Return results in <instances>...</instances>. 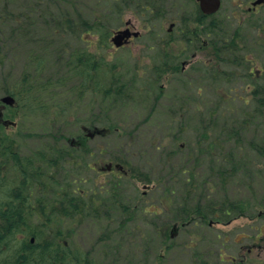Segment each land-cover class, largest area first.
Instances as JSON below:
<instances>
[{"label": "trees", "instance_id": "trees-1", "mask_svg": "<svg viewBox=\"0 0 264 264\" xmlns=\"http://www.w3.org/2000/svg\"><path fill=\"white\" fill-rule=\"evenodd\" d=\"M32 1L24 9L15 10L13 6L17 0H0V89L4 96L13 97L15 104L28 116L40 118L37 130L27 131L23 136L37 138L40 141L35 145L42 148L33 150L28 147L26 153L39 156L40 163L47 165L48 169H56L58 179L54 181L50 177L54 190L47 197L45 192L50 185L45 182L44 167L35 164L33 156L21 161V148L8 139L4 126H0V194L7 186L5 176L12 165L16 166L13 170H18L20 177L14 185L17 187L13 190L14 195L0 197L10 201L8 206L0 205V264H133L137 251L143 256L142 264H157L158 259L164 263L166 254L159 251L157 243L168 242L171 234H175L170 227L178 224L173 218L172 224L164 223L162 219L158 222L157 211H150L144 205L143 193L138 192L137 183H154V190L162 189L173 194L171 213L187 219L188 223L182 224L186 227L191 222L200 228L204 225L210 227V222L228 224L234 219L251 217L250 211L264 214V195L262 202L252 204L231 199L228 192L234 182L241 183V178L246 179L253 189L256 184L264 185V4L256 9L250 6L243 12L245 17L241 20L232 15L231 22L222 8L212 16L202 14L196 0H191V5L190 0H174L165 7L167 10H164L167 0H101V9L99 0L95 3L90 0L83 9L79 6L80 0ZM253 1L238 4L232 0V4L242 8ZM194 6L195 9L191 10ZM89 9L91 16H86ZM128 10L137 13L145 28L156 35L152 36L154 43L147 47V51L154 49L159 54L149 52L151 57H144L148 63L141 68L142 73L139 61L132 67L118 65L111 63L102 52V48H108L111 26L122 23ZM171 22L180 30V40L186 43V49L192 47L191 41L197 40L198 46L193 49L205 50L208 61H197L185 71L181 70V60L167 52L169 47L164 44L167 40L163 38L167 34L164 26ZM250 29L255 33L252 38ZM8 38L17 43L9 47ZM69 38L86 42V46L72 48L67 45ZM95 41L98 43L93 50L91 44ZM5 47L9 50L4 55ZM257 59L260 68L254 72L252 67L256 66ZM18 62L23 68L20 77L15 78L12 71L8 74L1 72L4 67L12 68ZM227 66L234 69H225ZM238 69L242 71L240 74ZM169 75L168 84L164 85L163 79ZM231 82H242L250 89L249 95L239 98L233 88L218 89V85ZM209 86L214 88V106H207L205 101ZM87 96H102L110 106H140L141 111H145L143 122H147L152 114L162 113L173 128L163 142L157 143L154 136L148 137L149 133L141 128L127 132L120 122L107 120L106 113L111 107L98 113H91L88 108L87 119L85 114V119L78 121L74 114L86 104ZM236 100H241L246 108L236 109L224 119L221 107L226 103L231 108ZM187 114L191 122L186 121ZM221 118L223 120L217 124ZM72 121L79 130L78 134L67 130ZM216 128L220 135H224L222 141L207 145L209 135H213L212 129ZM98 130L102 131L99 136L108 131L119 136L125 132L121 145L126 146L127 153L147 158L143 159V164L146 161L149 168L132 165L120 154L108 155L110 162L100 169L107 173L113 171L106 169L113 162L121 165L123 170L120 172L126 174L125 179L138 181L131 182L137 198L126 196L129 185L123 182L122 173L117 172L109 181L96 185V178L92 181L87 178V175H93L92 172L98 174V158L95 156L107 154V149L88 146L93 139L87 134ZM187 130H194L198 141L190 140L188 135L191 132ZM72 138L77 139L75 146L69 144ZM57 141H64L67 147L57 148ZM132 141L135 143L133 149L141 148V152L128 150ZM143 147L160 155V170L154 178L150 177L154 169ZM180 155L182 157L176 160L175 156ZM204 155H208L205 173L200 170L204 163H199ZM252 156L259 157L261 163L259 160L255 163ZM61 169L65 173H61ZM35 179H40L38 191L31 188ZM81 183L86 186L79 187ZM178 189L182 192L181 198L176 194ZM34 194V202L42 203L39 218L46 216L48 221L40 224V230L31 232L25 230L29 224L20 223L29 215L30 207L25 211L17 202L24 204ZM151 214L155 217H150ZM138 225L152 230V233H139ZM84 226H92L99 232L95 244L90 247L78 242L85 233ZM133 230L138 231L135 233L140 244L134 238ZM19 234L35 236L37 241L34 245L23 242L17 238ZM10 242L16 248L14 260L8 255ZM168 245L163 250L176 246L175 241ZM178 247L184 252H192L186 264H209V261L227 264L221 251L210 257L212 252L198 245L195 235ZM202 249L206 253H202ZM235 262L234 259L231 264ZM250 262L253 261L240 260L242 264ZM254 264L263 263L255 261Z\"/></svg>", "mask_w": 264, "mask_h": 264}, {"label": "rangeland", "instance_id": "rangeland-1", "mask_svg": "<svg viewBox=\"0 0 264 264\" xmlns=\"http://www.w3.org/2000/svg\"><path fill=\"white\" fill-rule=\"evenodd\" d=\"M32 0H17V2L15 3V5L13 6V8L15 10H21L24 9L25 6L27 5L28 2H31ZM90 0H80V5L81 8L83 9L85 6L88 5ZM96 0H94V2L91 3H95ZM100 1V7L99 9L102 8V2ZM168 4L166 6H164V10H167L165 7H168L170 5L171 2H173L174 0H167ZM197 1V0H196ZM34 2V1H32ZM245 2V0H236V3L238 4H243ZM198 3V2H197ZM232 0H222V12L226 13L229 16V19L231 20V22L233 21V19L231 18L232 15H235L234 19L236 20H241L243 17H245V14L243 15V12L245 10H247L250 6V4H246L243 5V7H235L233 6L234 4H232ZM235 3V2H234ZM189 4L191 5V0L189 1ZM95 5V4H93ZM105 6V5H104ZM198 8H199V4H198ZM195 6L191 8V10H194ZM169 10V9H168ZM261 10V9H260ZM91 9L86 11V16H91L90 15ZM172 15V14H170ZM140 19H142L137 13L135 14L133 11L128 10L127 13H125L122 23L120 24H113V28L111 26L112 29V34L111 36L108 37L107 39V44L106 46L108 47H104L107 49H103L102 48V52L106 53V58L109 59V61L111 63L115 62L118 65L120 64H125L127 67H132L136 61H139V67L140 69L146 64L148 63V60H145L144 57H151V55L149 54V52L147 51V47L152 45L154 43V39L152 38V36H156L154 33L150 32L149 30H147L144 26V24L140 21ZM128 21H132V24L135 27V30L139 31L141 33V37L139 39H132L131 42L123 47L122 49H117L111 39L114 35L115 32H117L118 30H123L126 27V23ZM171 23H167L165 24L164 28L167 33H168V29L170 27ZM42 28V26L40 27ZM255 35L254 32H251L250 29V37L252 38V36ZM159 37V36H158ZM164 39H168L169 35L166 34L163 36ZM181 36H180V30L175 27L171 36H170V46H168L169 48L166 49V47H164L167 52L174 50L176 53H180L181 48L184 46V43L180 42ZM9 40V41H8ZM8 42L7 44L9 45V47L13 46V43H17V42H12L10 38H8ZM23 41H20L19 43H21ZM98 42H93V44H91L92 49L94 50V46L97 44ZM165 44V43H164ZM67 45H70L72 48H83L84 46H86V42H80V41H76L72 38H69L67 40ZM90 45V44H88ZM167 46V45H166ZM9 47H5V49H3V54H7V51L9 50ZM90 47V48H91ZM101 52V50H100ZM150 53L153 54H159V52L157 50H151ZM183 53H185L184 55V60H181L182 62H185L186 64H188V66H190L191 64L197 62V61H208L207 60V54L206 51L203 49H198L195 50L192 47L188 48L187 51H183ZM196 53V56H195ZM257 64H255L256 66L252 67L254 69V72H258L259 68H260V63L259 60L257 59ZM187 66V67H188ZM225 69L228 70H233V67L227 66L225 67ZM23 68H22V64L20 62L15 63L14 67H9L6 66L3 68V70L1 72H3V74H8L10 71H12V73L14 74L15 78L20 77V73L22 72ZM142 73V69L140 70ZM132 72V71H129ZM242 71L238 69V74H240ZM14 79V78H13ZM170 79V75L166 76L163 79V83L164 85L168 84V81ZM233 88V92H236V95L240 98H244L247 97L250 93V89L247 86H244L242 84V82H239L238 84H234V83H229L228 85H218V89L220 90H229ZM213 91L214 88L213 87H208L206 92H207V96L205 98V101L207 102V106L211 105L214 106V99H213ZM227 92V91H226ZM234 94V93H233ZM4 91L2 89H0V110L3 112V120H8L13 122V125H10L8 127L4 126V132L7 134L8 139L10 141H12L17 147L21 148V154H20V158L21 161L25 162L26 161V157L29 158L30 156H33V161L35 162V164H39L43 167H46V165H43L42 163H40V157L39 156H34V154H28L26 153V149L25 148H31L33 150L35 149H41L42 146L39 145H35L36 142L39 143L40 140L37 141V138H27L24 137L23 134H25L27 131L29 132L30 130H37L38 126L41 123V120L38 116H28V114H26L19 106H17L16 104H14L13 106H7L4 105V103L2 102V98H4ZM96 98L93 97H86V104H83V106L78 109L76 111V113L74 114V118L77 119L78 121L81 120L82 118H84V115L86 114V119L88 117V108L91 109V113H98L99 111L102 110H108L106 108H110V112L106 113L107 117L106 119L109 121H113V122H120L121 123V127L126 128L127 132L135 129L136 127L141 128V130L143 132H147L148 137L154 136L153 139L157 142H163L165 135L170 133L173 125L169 122V119H167L162 113L159 114H152V117H150L148 119L147 122H143V114L145 111H141V108L139 107H134V105L132 104H123L120 105L119 107L117 106H110V102L105 101L103 99L102 96H95ZM135 104V103H133ZM50 105V104H49ZM229 104L224 103V106L221 107V111H223L224 115L223 118L226 119V117L230 116V114H233L234 110H242L243 108H246V106H244L243 102L241 100H236L235 102L232 103V106L230 105L231 108L228 107ZM86 111V112H85ZM149 113V111H148ZM81 118V119H80ZM190 115L187 114L186 117V121H190L189 120ZM85 119V118H84ZM74 120V119H73ZM221 119H218V122H216L217 124H219L221 122ZM86 121V120H85ZM194 121V120H193ZM72 124L68 126V131L71 132L73 131L75 134L79 133V130H77V128H75L73 126L74 121L71 122ZM213 130V135H209L210 139L207 140V145L210 143H219V141H222L221 137H224V135H220L218 129H212ZM188 133L189 131L191 132L188 135V138L190 140H192L193 142L198 141V137L194 134V130H187ZM112 131H108L107 134L103 135V136H99L102 133H100V131H94L92 132L93 135H95L96 137L93 139V142L88 144L89 147L93 148L98 147V148H104L107 149V154L104 155H96L95 157L98 158V162L96 165V168L98 170V174L96 172H92L93 175H87V178L90 179L91 181L96 178V180L98 181L96 184H100V183H105L107 181H109L111 178H113V174L119 172L124 174L123 172H120L119 170L113 169L112 172H107L106 171H101L100 169L104 166H106L110 160L107 159V156H113L115 154H120V157L126 159L128 158L130 163L132 165H142L145 166L147 168H149L148 166H146L145 164L147 163L146 161H144L143 164V157L139 158L137 156H132L130 154H128L126 151V146L125 145H121L122 142V136L124 135H116L113 134L112 135ZM128 136V135H127ZM41 139V138H40ZM70 140H75V143L77 142L76 138H72ZM52 141L49 143L51 144ZM134 142H130L128 145V150L132 151V152H141V148L139 149H133L134 146ZM57 148L62 147H67L65 146V142H56ZM119 145V149H117V146ZM15 146V147H16ZM211 146V145H210ZM125 147V148H124ZM193 147H196V144L193 143ZM56 148V147H55ZM116 148V149H115ZM145 151V154L148 155L149 159L151 160V164L153 166L154 171L150 172V177L154 178L158 175V172L160 170V166H159V154H154L153 152H151L149 150V148L147 147H143L142 148ZM144 157H146L144 155ZM182 157V155L180 156H175L176 160L180 159ZM207 157L208 155H204L203 158L200 159L199 163H204L202 164L200 170L204 171V173L208 170L207 167L204 168L205 165H208L207 162ZM139 158V159H137ZM252 159L254 158L255 163L259 162L261 163V160L259 157H251ZM144 160H147V158H145ZM249 162V159L247 160ZM253 161V162H254ZM176 162V161H175ZM253 162L251 163V165L253 166ZM258 162V163H259ZM113 166L116 165V162L112 163ZM118 164V163H117ZM260 169H262L261 164H259ZM16 169L15 165L11 166V169L6 173L5 176V181L7 186H5L1 191L0 197H5V196H9V195H14V185L16 186L17 182L19 181V176L17 173L18 170H13ZM18 169H22V167H18ZM142 169H146V168H142ZM52 170H50L49 172H47V175L45 177V182L46 184L50 185L49 189L52 190L54 188L53 186V181H50V177H52ZM127 171V168H125V172ZM100 172V174H99ZM58 173V172H57ZM61 173H65L62 169H61ZM111 173V174H109ZM126 174L122 175V180H124L123 182L125 183V185H129L128 187H126V196L128 198H137V192L134 188V186L131 184V182H138L136 181V179H129L127 177V179L124 178ZM55 181V178L58 179L57 175H53L52 177ZM84 178H86V170L84 173ZM240 181L234 182L228 189L229 192V196L231 199L234 200H244L246 202H250L252 204L255 203H260L262 202V197L264 195V185L262 184H256L255 189L251 188L248 184V182L246 181V179H240ZM165 182V181H164ZM91 185L93 184L92 182H89ZM85 185L86 183L83 184H78L79 187ZM137 189L138 192L141 194V192L143 193V199L145 200L144 205L148 206V210L150 211H157V216H158V222L161 221L160 219H162L164 221V223H171V219L173 218V221L176 222L175 224H178V226H172L170 227V229L172 228L173 231H175V234H171V237L169 239L168 242H164L162 243L161 241L157 243V245L159 246V251L163 252V254H166L165 257V262L162 263L163 261L158 259L157 260V264H186L187 263V257L192 254V252H189V250H186L184 252V250H182V247H178L181 246L185 243H187L188 241L191 240V238L194 237V235L196 236V241H198V245H201L202 247H207L206 251H210L212 252L210 254V257H213V255H216V252L219 253L220 251L223 254V258L224 260L227 262V264H231L233 263V260L235 259V263H240L241 259H245L248 261H253L250 262L249 264H254L255 261H257L258 263H263L264 264V214L262 215H258L255 214V212L250 211V215L251 217L248 218H238V219H234L233 221L229 222L228 224H222L221 222H217L216 224H214L213 226L210 227H206L207 225L198 227L196 226L195 222H191L187 225V227L185 226L188 221L187 219H185L184 217H182L180 215V217L178 218L176 216V214L173 213H168L167 212V207H168V203L170 201V199H172L171 197L173 196V194L166 192L162 189L154 190L156 189V184L152 183L149 185H144V184H140L137 183ZM167 185V184H166ZM147 186H150L149 188ZM31 188L36 191L39 190V188H41L40 186V179H35V182L33 183V185L31 186ZM164 188V187H163ZM169 188H167L166 190H168ZM182 189V188H180ZM45 194H47V197L50 196V192H45ZM177 195H179V198H181L182 196V192L178 189L177 190ZM35 194L33 198H30L28 201H35ZM0 204L3 203L4 201L8 202L6 200V198H0ZM34 203V202H33ZM256 204V205H258ZM33 208H30V213L29 215L26 216V213L24 214L25 220H23L20 223L23 224H29L30 226L25 227V230H30L32 231H38L41 229L40 224L42 222H46L48 221V218L45 216L44 218H39L40 213V208L39 206H36V204L33 205ZM19 208H25V205H21L19 206ZM26 211V210H25ZM260 213V211H258ZM264 212V211H263ZM150 217H155V215L151 214ZM186 223V224H185ZM181 226H180V225ZM182 224H185L184 226ZM139 226V233H143L145 231H149L150 233H152V230H147L146 228H144L141 225ZM83 231L85 232L84 235L81 237V241H78L80 244L84 245V246H88L90 247L91 245H94L96 241L95 239L97 238V235H99L98 230L95 231V229L90 226L87 227L84 226L83 227ZM134 238L138 241V244H140V238L138 236H136V233H138V231H132ZM136 232V233H135ZM27 234H19L17 235V238L19 240H23V242L25 241L26 243L32 244L31 243V239L34 238L35 242L37 241V238L34 236H26ZM131 235V233H130ZM218 235V237H217ZM173 239V240H172ZM166 241V240H165ZM175 241L176 246L171 249V250H163L164 246L168 247L169 243H173ZM59 242L64 244V242L62 241V239H59ZM93 243V244H92ZM9 246V257L11 260L13 259V256L15 255V251L16 248L14 249L12 243L10 242L8 244ZM65 245V244H64ZM7 247H4V249H6ZM18 248V247H17ZM125 249H128L126 247H124ZM143 250V249H142ZM249 250H251V252H248ZM132 252V250H130ZM205 249H202L201 252L206 253ZM133 253V252H132ZM140 251H137L135 254L136 257H134V261L133 264H142V259L143 256L142 254H139ZM169 253V256H168ZM124 254H127V251L124 252ZM131 254V253H129ZM169 258V259H168ZM168 259V260H166ZM123 262V259H122ZM209 264H212L211 261L208 262ZM234 263V264H235ZM122 264H125L124 262ZM246 264V263H245Z\"/></svg>", "mask_w": 264, "mask_h": 264}, {"label": "water", "instance_id": "water-1", "mask_svg": "<svg viewBox=\"0 0 264 264\" xmlns=\"http://www.w3.org/2000/svg\"><path fill=\"white\" fill-rule=\"evenodd\" d=\"M198 2H199L200 9L206 15L216 14L221 8V0H198ZM262 3H264V0H256L252 3V6L256 7ZM129 23L130 22H128L127 25ZM131 36L137 37L138 33H131L129 29H126L123 31H118L115 34V36L112 38V42L115 44V46L117 48H121L122 46H124L128 42V39ZM2 102L4 103V105L13 106L15 103V100L11 96H5L4 98H2ZM2 117H3V113L0 110V119L2 120L3 125L8 127V126L14 124L11 121L3 120ZM90 136L92 137L93 134H91ZM108 168H110V167H108ZM117 168H119V167L117 166Z\"/></svg>", "mask_w": 264, "mask_h": 264}, {"label": "flooded vegetation", "instance_id": "flooded-vegetation-1", "mask_svg": "<svg viewBox=\"0 0 264 264\" xmlns=\"http://www.w3.org/2000/svg\"><path fill=\"white\" fill-rule=\"evenodd\" d=\"M196 2H198V0L196 1ZM197 4H199V2L197 3ZM199 10H200V12L202 13V11H201V9H200V6H199ZM203 14V13H202ZM128 22H130L128 25H127V23ZM127 23H126V29H129L130 30V32L131 33H138V36L137 37H134V36H131L129 39H128V42L126 43L127 45L131 42V40L132 39H139L140 37H141V33L139 32V31H137V30H135V27H134V25L132 24V21H128ZM176 27V23H174V22H171V25H170V27H169V29H168V35L170 36L171 34H172V32H173V30H174V28ZM118 31H121V30H118ZM169 42H170V39H167L164 43H165V45H167V46H170V44H169ZM180 42H182V43H184V46L181 48V50H180V53H176L174 50H171V51H169V53H171V54H174L177 58H179L180 60H184V55H185V53H183V51H187V49H186V43L185 42H183L182 40H180ZM190 44L192 45V48H194V47H197L198 45V41L197 40H195V41H191L190 42ZM189 48H191V47H189ZM148 52H151V51H148ZM195 56H196V53H195ZM180 66H181V70L182 71H185L186 69H188L189 68V66H188V64H186L185 62H182L181 63V61H180ZM188 66V67H187ZM0 124H1V121H0ZM69 144H71L72 146H75V142H74V140H69ZM44 171H45V175L46 176H48L47 175V172H49L50 171V169H48V166L46 165V167H44ZM51 173H52V177H53V175H57V171H56V169H53L52 171H51ZM15 188H17V187H15ZM52 190H54V188L52 189ZM56 190V189H55ZM48 192H51V190L49 189V187H48ZM26 203H24L23 204V202L21 201L20 202V205L19 206H21V205H25L26 207H30V208H33L34 206V204H36V206H40L42 203H40V202H34V201H25ZM34 202V203H33ZM10 203V201H8V202H6V201H4L3 203H1L0 205H5V206H8V204ZM168 203V207H167V212L168 213H171V209H172V202H171V200L169 201V202H167ZM210 223H212V222H210ZM33 242H35V240H34V238H32L31 239V245H34L33 244Z\"/></svg>", "mask_w": 264, "mask_h": 264}, {"label": "bare ground", "instance_id": "bare-ground-1", "mask_svg": "<svg viewBox=\"0 0 264 264\" xmlns=\"http://www.w3.org/2000/svg\"><path fill=\"white\" fill-rule=\"evenodd\" d=\"M17 205H20V203L17 202ZM24 210H26V206H25Z\"/></svg>", "mask_w": 264, "mask_h": 264}]
</instances>
